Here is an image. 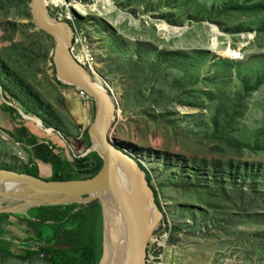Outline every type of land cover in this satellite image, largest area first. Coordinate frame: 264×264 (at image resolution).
I'll list each match as a JSON object with an SVG mask.
<instances>
[{"label":"rangeland","instance_id":"374dc122","mask_svg":"<svg viewBox=\"0 0 264 264\" xmlns=\"http://www.w3.org/2000/svg\"><path fill=\"white\" fill-rule=\"evenodd\" d=\"M47 1L51 17L73 28L75 56L90 53L96 72L75 59L107 83L116 102L108 139L150 176L162 214L146 264H264V83L250 94L242 88L264 76V32H258L264 12L249 17L239 9L264 0ZM30 4L0 0V84L17 108L33 109L28 117L66 126L52 86L53 78L60 82L56 41L35 24ZM199 90L212 99L189 106L188 93ZM242 93V111L228 112L237 110ZM83 101L95 106L94 123L96 103ZM219 120L234 126L230 144L214 134ZM91 158L96 169L71 180L93 177L102 165L96 151ZM27 160L21 146L0 136L1 169L25 172ZM244 162L263 169H241L233 180ZM102 215L101 259L103 207ZM6 225V235L23 234L15 217ZM0 264L51 263L0 252Z\"/></svg>","mask_w":264,"mask_h":264},{"label":"water","instance_id":"95a60500","mask_svg":"<svg viewBox=\"0 0 264 264\" xmlns=\"http://www.w3.org/2000/svg\"><path fill=\"white\" fill-rule=\"evenodd\" d=\"M30 7L38 28L56 41L54 62L58 78L65 84L85 90L96 103V119L89 133L93 143L91 151L98 153L93 141L94 136L97 138L102 151L98 153L102 159V166L95 176L83 180H48L26 172L0 168V198L19 200L14 205L1 207L0 214L14 212L31 205L60 206L77 202L87 203L96 199L101 201L99 195L110 194L118 202L130 231V245L124 264H146L149 239L162 213L153 198L143 168L107 137L116 102L108 93V88L94 82L92 75L75 59L72 53L74 31L71 25L51 17L47 0H31ZM104 83L107 86L105 81ZM39 123L42 124L41 121ZM52 129L56 130V128ZM124 162L131 163L133 172L140 176L158 212V220L152 228L146 221L144 210L122 188ZM10 180L26 184L30 189L18 192L3 189L4 183ZM54 197L61 200L54 201Z\"/></svg>","mask_w":264,"mask_h":264},{"label":"trees","instance_id":"16d2710c","mask_svg":"<svg viewBox=\"0 0 264 264\" xmlns=\"http://www.w3.org/2000/svg\"><path fill=\"white\" fill-rule=\"evenodd\" d=\"M238 9V8H237ZM242 14L253 17V14L259 15L264 12V3L261 6H256L247 10L244 5L240 6ZM246 11V12H245ZM250 12V13H248ZM258 32H264V21L262 22ZM49 36V35H48ZM50 37V36H49ZM264 83V76L256 79L253 86L244 83V92L250 94L256 91ZM205 91L199 90L198 92L190 91L188 93V105L193 107H202V101L211 100L213 94L204 95ZM185 96V95H184ZM243 98H239L237 110H229L228 112L237 113L242 111V101L246 100V96L242 93ZM16 100H19L16 97ZM26 114H31L33 109L24 103ZM7 110L13 111L14 109L7 106ZM240 113V112H239ZM47 127L59 126L55 123L49 122L43 116H38ZM227 119H225L226 121ZM219 122L214 123V134L221 136L222 140H226L230 144V133L233 132L234 126L231 123ZM233 123V122H232ZM235 144L238 143L233 139ZM102 165L101 159H99ZM144 169L143 166L139 164ZM215 166V165H213ZM236 166V163H235ZM263 169L260 164H247L244 162L243 167L239 166L235 169L238 179L241 176L239 170L243 169L251 171V169ZM101 169V167H100ZM100 169L94 174L96 175ZM220 169V167H219ZM26 173L39 176V169L36 165L28 164ZM93 175V176H94ZM149 181V174L146 175ZM54 180H71L73 177L56 175ZM246 182L245 180H242ZM248 184V183H247ZM255 191L254 186L251 189ZM5 206H11L19 202L15 199H5ZM10 217L16 218L17 225L23 229L22 235H6L7 226L6 222ZM103 222L101 201L96 199L87 203H72L67 205L53 206V205H31L22 209H18L10 213L0 214V252L22 258V260L32 257H46L51 264H83L85 260H94L95 264L101 263V251L99 243V231L101 230ZM163 228V227H162Z\"/></svg>","mask_w":264,"mask_h":264},{"label":"crops","instance_id":"0c3cea01","mask_svg":"<svg viewBox=\"0 0 264 264\" xmlns=\"http://www.w3.org/2000/svg\"><path fill=\"white\" fill-rule=\"evenodd\" d=\"M52 86L58 97L66 126L56 130L47 127L37 118L25 117L26 112L17 108L10 91L0 84V136L12 140L27 152V164L36 165L39 176L53 180L56 175L74 177L82 172L95 170L91 158L92 142L88 133L93 124L95 106L84 102L78 88L53 78ZM7 106L14 110H7ZM29 115V114H28ZM37 116V115H36Z\"/></svg>","mask_w":264,"mask_h":264},{"label":"bare ground","instance_id":"6f19581e","mask_svg":"<svg viewBox=\"0 0 264 264\" xmlns=\"http://www.w3.org/2000/svg\"><path fill=\"white\" fill-rule=\"evenodd\" d=\"M93 81L106 88V84L100 78L96 77ZM93 141L94 146L96 147L95 150H97L100 154L102 151L95 136ZM122 169V188L129 195V197L144 210L146 221L152 228L156 224L158 212L150 200V195L148 194L146 187L140 179V176L133 172L131 163L124 162ZM4 184L5 185L2 186L3 189L9 191L18 192L23 189H30L28 185L15 180H10ZM98 198L101 199L103 213L105 214V243L101 264H124L126 252H128V247L130 245L128 222L118 202L112 195L101 194ZM53 199L54 201L61 200L58 199V197H54Z\"/></svg>","mask_w":264,"mask_h":264},{"label":"built area","instance_id":"2783aa9c","mask_svg":"<svg viewBox=\"0 0 264 264\" xmlns=\"http://www.w3.org/2000/svg\"><path fill=\"white\" fill-rule=\"evenodd\" d=\"M72 53H73V48H72ZM73 55L75 56L74 53H73ZM75 58L80 59V57L77 58L76 56H75ZM81 59H83V65L88 67L92 72H96L95 68H94V58L90 53L86 52ZM81 59L79 60L80 63H81ZM78 93H79L80 98L83 100H89L91 98L90 95L83 89L78 88ZM160 264H162V263H160Z\"/></svg>","mask_w":264,"mask_h":264}]
</instances>
